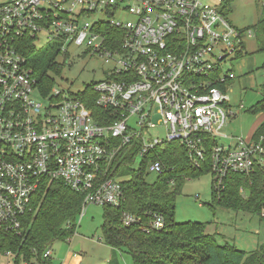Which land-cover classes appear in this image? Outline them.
I'll return each mask as SVG.
<instances>
[{"label": "built area", "instance_id": "built-area-1", "mask_svg": "<svg viewBox=\"0 0 264 264\" xmlns=\"http://www.w3.org/2000/svg\"><path fill=\"white\" fill-rule=\"evenodd\" d=\"M256 1L264 9V0ZM225 5L226 0L0 1V264L51 263L50 247L39 263L3 245L21 235L45 182H61L83 196L79 222L87 206L96 205L120 210L123 227L148 233L163 230L165 221L148 213L141 222L123 211L122 177L108 175L123 168L121 154L134 150L135 160L141 157L146 170L161 177L167 169L156 158L158 150L177 142L193 167L208 165L217 194L228 177H249L256 164L264 165V133L257 140L222 134L234 115L225 94L236 78L221 75L222 63L243 47L242 34L224 17ZM41 39L64 61L70 47L100 58L108 66L104 80L78 95H42L23 54L26 44L35 47ZM155 129L164 136H152Z\"/></svg>", "mask_w": 264, "mask_h": 264}, {"label": "trees", "instance_id": "trees-1", "mask_svg": "<svg viewBox=\"0 0 264 264\" xmlns=\"http://www.w3.org/2000/svg\"><path fill=\"white\" fill-rule=\"evenodd\" d=\"M228 1L226 0V4ZM255 28L261 37L259 50L264 51V9ZM33 50V44L28 43L23 48V54L32 67L40 93L45 95L51 90L52 83L44 68L36 66L41 62L31 58ZM43 54L46 56L43 59H51L48 53ZM242 55L243 47L233 58L238 59ZM86 103L92 108V102ZM259 110L262 109L256 106L253 112ZM263 133L264 121L253 132L251 139L257 140ZM135 157L134 150L121 154L119 158L123 168L118 167L108 174L109 177H124L129 174L128 179L122 182L125 197L122 209L139 217L141 222L146 220L148 213L160 215L165 221V228L148 233L138 227L125 228L120 224V210L104 207L101 236L104 245L113 252L109 264H118L117 254L127 255L132 264H264V246L245 253L227 242L219 243L216 235L207 233L206 226L202 224L174 222L175 200L182 185L202 173L209 174L207 164L200 168L193 167L184 147L177 142L170 143L162 151L158 150L156 155L168 171L158 177L156 183H148L144 178L145 161L139 172H127L135 162ZM255 168L249 177H228L224 181V190L219 195L212 187V201L235 212L258 215L264 220V165L256 164ZM240 188L243 194L239 192ZM82 200L81 194L70 191L61 182H45L33 199L32 213L23 221L21 235L11 238V241L7 239L4 247L10 248L17 257L41 263V254L47 248L56 241L66 242L74 234Z\"/></svg>", "mask_w": 264, "mask_h": 264}, {"label": "rangeland", "instance_id": "rangeland-1", "mask_svg": "<svg viewBox=\"0 0 264 264\" xmlns=\"http://www.w3.org/2000/svg\"><path fill=\"white\" fill-rule=\"evenodd\" d=\"M223 14L229 25L242 34L243 55L238 59L228 58L222 63L221 75L231 72L236 76L228 83L225 94L234 115L227 121L222 134L246 139L252 135L260 118L264 117V51L259 50L261 37L255 28L262 7L256 0H229L223 8ZM248 31L253 33L251 38L246 35ZM44 44L42 39L36 42L31 58L41 62L36 66L44 68L52 83L51 90L63 91L65 96L78 95L104 80L108 66L100 58L85 53L83 48L70 47L69 60L64 61ZM43 52L46 55L48 53L51 59H43ZM35 97L44 103L37 91ZM241 106L243 109H240ZM256 106L262 110L253 112ZM150 134L163 137L165 133L155 129ZM142 163L143 159L137 157L127 172H139ZM144 178L148 183L158 181V176L148 170ZM104 213V207L87 206L80 222V216L77 217L75 234L69 238L71 241H56L50 247L53 252L51 264H109L113 252L104 245L101 236ZM174 222L202 224L206 226L207 233L216 235L219 243L227 242L245 253L264 246V220L258 215L235 212L214 203L212 176L207 172L182 185L175 200ZM77 247L79 251L75 249ZM116 259L118 264H132L130 257L125 254H117Z\"/></svg>", "mask_w": 264, "mask_h": 264}, {"label": "crops", "instance_id": "crops-1", "mask_svg": "<svg viewBox=\"0 0 264 264\" xmlns=\"http://www.w3.org/2000/svg\"><path fill=\"white\" fill-rule=\"evenodd\" d=\"M239 75H241V73H240ZM263 121H264V117L260 118V121H259V123H258L256 126L258 127ZM257 127L254 128L253 132L257 129ZM253 132H252L251 134H253ZM250 137H251V135H250L248 138H250ZM124 177H125V176H124ZM124 177H122L120 180H122V181H126V180L128 179V177H127L126 179H123ZM75 249L79 251V248H78V247L75 248ZM52 256H53V255H52ZM51 263H52V260H51Z\"/></svg>", "mask_w": 264, "mask_h": 264}]
</instances>
